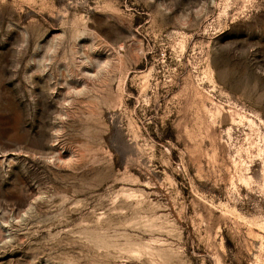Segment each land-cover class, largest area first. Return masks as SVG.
I'll return each mask as SVG.
<instances>
[{
    "label": "rangeland",
    "instance_id": "374dc122",
    "mask_svg": "<svg viewBox=\"0 0 264 264\" xmlns=\"http://www.w3.org/2000/svg\"><path fill=\"white\" fill-rule=\"evenodd\" d=\"M0 264H264V0H0Z\"/></svg>",
    "mask_w": 264,
    "mask_h": 264
}]
</instances>
